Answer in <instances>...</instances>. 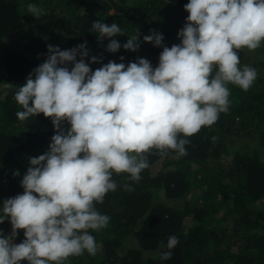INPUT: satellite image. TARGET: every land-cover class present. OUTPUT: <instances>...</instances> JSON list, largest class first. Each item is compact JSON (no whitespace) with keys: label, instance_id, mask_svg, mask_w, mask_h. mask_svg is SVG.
Segmentation results:
<instances>
[{"label":"trees","instance_id":"1","mask_svg":"<svg viewBox=\"0 0 264 264\" xmlns=\"http://www.w3.org/2000/svg\"><path fill=\"white\" fill-rule=\"evenodd\" d=\"M188 2L0 0V207L23 194L29 159L49 151L56 134L51 118L43 114L20 121L16 113L22 108L14 99L33 70L46 62L48 45L63 51L86 42L85 63L92 72L109 61L127 66L140 58L155 69L163 48L145 43L143 37L155 31L163 35V46L179 45ZM28 4L41 10L39 17L28 12ZM95 21L116 23L122 35L99 40L91 31ZM132 36H138L136 52L123 48ZM110 39L121 44L115 54L107 51ZM238 56L241 67L257 71L252 87L243 91L227 85L228 112L186 137V156L177 158L171 151L161 156L152 150L139 181L113 174L116 191L95 205L110 217L106 228L90 231L96 255L85 252L65 264H264V43L255 51L238 50ZM92 57L101 63H89ZM69 127L65 122L62 130ZM11 231L7 219L0 224V232ZM172 236L179 243L171 259L163 261L160 255L168 251ZM24 238L19 230L15 244Z\"/></svg>","mask_w":264,"mask_h":264},{"label":"clouds","instance_id":"2","mask_svg":"<svg viewBox=\"0 0 264 264\" xmlns=\"http://www.w3.org/2000/svg\"><path fill=\"white\" fill-rule=\"evenodd\" d=\"M27 10L33 17L41 14L34 4ZM184 10L189 15L178 32L179 45L163 46V35L155 31L143 37L163 48L155 69L140 58L127 66L109 61L92 72L85 63L86 42L63 51L48 45L46 62L33 70L14 99L22 108L16 113L20 121L43 114L56 134L49 151L29 159L23 194L0 207V224L7 219L12 226L10 235L0 232V264H65L85 252L96 255L90 231L106 228L110 217L95 205L116 191L113 174L139 181L152 150L186 156V137L228 112L227 85L243 91L252 87L257 71L240 66L238 50L255 51L264 43V0H189ZM91 31L99 40L122 35L116 23L101 21L93 22ZM139 47L138 36L123 44L130 52ZM120 49L110 39L107 51ZM89 63L101 60L92 57ZM19 230L25 238L15 244ZM178 243L170 237L160 259H171Z\"/></svg>","mask_w":264,"mask_h":264},{"label":"rangeland","instance_id":"3","mask_svg":"<svg viewBox=\"0 0 264 264\" xmlns=\"http://www.w3.org/2000/svg\"><path fill=\"white\" fill-rule=\"evenodd\" d=\"M8 192V190H6V193Z\"/></svg>","mask_w":264,"mask_h":264}]
</instances>
